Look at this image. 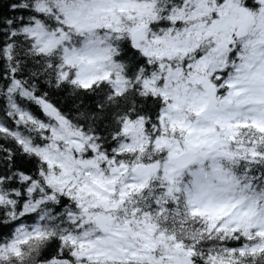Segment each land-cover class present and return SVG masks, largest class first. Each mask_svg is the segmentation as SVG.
<instances>
[{
	"label": "snow or ice",
	"instance_id": "obj_1",
	"mask_svg": "<svg viewBox=\"0 0 264 264\" xmlns=\"http://www.w3.org/2000/svg\"><path fill=\"white\" fill-rule=\"evenodd\" d=\"M0 264H264V0H0Z\"/></svg>",
	"mask_w": 264,
	"mask_h": 264
}]
</instances>
